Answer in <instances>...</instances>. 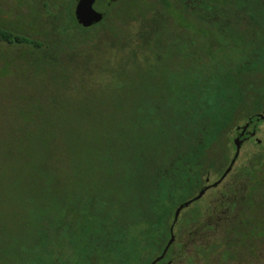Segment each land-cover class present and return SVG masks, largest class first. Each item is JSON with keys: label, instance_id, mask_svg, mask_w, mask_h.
<instances>
[{"label": "trees", "instance_id": "16d2710c", "mask_svg": "<svg viewBox=\"0 0 264 264\" xmlns=\"http://www.w3.org/2000/svg\"><path fill=\"white\" fill-rule=\"evenodd\" d=\"M75 3L45 0L44 15L28 31L0 22V42L45 54L29 66L43 75L41 89L34 83L42 104L29 114L15 111L18 136L56 111L64 75L41 68L60 59L75 65L76 51L100 50L114 71L101 74L98 60L83 57L96 63L99 82L108 75L106 86L118 96L128 86L140 99L129 112L131 130L105 135V167L70 145L44 151L28 214L0 218V264H152L170 239L178 206L204 188L211 170L219 167L221 175L231 162V135L248 121H264V0H97L104 18L89 28L78 25ZM255 161L253 202L264 193L263 150Z\"/></svg>", "mask_w": 264, "mask_h": 264}, {"label": "rangeland", "instance_id": "374dc122", "mask_svg": "<svg viewBox=\"0 0 264 264\" xmlns=\"http://www.w3.org/2000/svg\"><path fill=\"white\" fill-rule=\"evenodd\" d=\"M36 1L39 0H0V22L5 20L15 26L28 27L32 20L39 19L40 13L44 12L43 8H39L41 4L38 8L35 7ZM75 7L76 3L73 12H75ZM97 10L101 13L105 12L102 8H97ZM134 29L135 27L130 32H135ZM104 47L108 49L106 43ZM97 54L100 55L101 51L91 49L86 52V55L92 58V62L95 61L94 59L99 61L97 69L103 71H99L101 74H107L116 69V66L108 63V59H101ZM86 55H80L76 51L75 65L66 66L60 59L58 63H53L50 67L41 68L42 73L46 69L56 68L62 72L65 81L63 86L59 84L57 98L54 99L56 111L52 113L51 119L42 120L41 128L32 129L21 139L16 130L18 128L16 123L20 121L21 125L22 121L15 111H27L29 114L33 112V107H40L39 104H42L34 99V83L41 89L43 75L39 73L40 75L37 76L36 71L33 72L29 66L36 63L38 59L44 58L45 54L31 51L29 46H10L0 42L1 219L21 218L28 214L26 201L37 196L36 190L34 191V184L38 180L36 169L46 163L45 158L43 159L44 151L63 149L64 146L70 145L78 154L85 153L90 157H95V162L101 160L98 166L105 167L107 165L104 159L106 151L102 153L106 149L103 146L105 135L116 133L119 129L121 131L131 130L129 123L132 117L129 112L140 98L136 92L130 91L128 86L123 87L122 90L126 91L123 96H118L115 87L106 86L110 82L108 75L107 79L100 83L97 76L99 72L93 69L96 63L87 64L83 58ZM118 56L119 54L116 58ZM68 59L71 60V58ZM117 59L115 61L118 65L117 70L124 72L121 57ZM6 63H11V68L5 67ZM86 65L92 68L84 70L80 77V70ZM38 94L36 91V95ZM39 99H41L40 96ZM254 128L256 135L243 142L240 155L223 182L209 189L201 200L185 208L184 214L182 213L183 217L196 210L202 211V216L196 224L198 227L177 234L183 248L177 247L173 250L172 255H175V258L171 255L170 259L168 258L169 260L162 264H167L171 260L174 262L170 264H190V260L192 264H217V259H219L217 254L223 250V242H227V246H233V242L237 244L241 241L248 242L249 247L252 243V247L256 248L255 254L250 255L252 256L250 262L264 264V238H260L264 230V193L258 194L253 202L248 189L251 182L249 173L251 169L257 168L255 159L262 150L264 151V121H258ZM234 138L235 135H231V139L234 140ZM262 142L263 147L258 145ZM98 144L102 145L97 146ZM234 154L235 146L232 142L229 152L230 160ZM74 167L80 168L81 166L76 164ZM227 167V165L221 166L223 171ZM218 168L211 170L209 184L219 180ZM68 180L70 181L69 177ZM76 180L74 177L73 181ZM40 182L43 183L42 179ZM95 184L107 189L102 181H96ZM10 224H12L11 221L8 222V225ZM20 231H16L18 237L22 235ZM204 248H208L210 252L206 257L199 256V251ZM224 261H226L225 264H246L241 262V259Z\"/></svg>", "mask_w": 264, "mask_h": 264}, {"label": "flooded vegetation", "instance_id": "af4514ba", "mask_svg": "<svg viewBox=\"0 0 264 264\" xmlns=\"http://www.w3.org/2000/svg\"><path fill=\"white\" fill-rule=\"evenodd\" d=\"M43 2H44V0H39V1H36V3L34 4L35 5V7L36 8H38V6L40 5V4H43ZM77 2H78V0H77ZM77 2H76V5H77ZM96 2H97V0H96ZM34 3V2H33ZM96 4V3H95ZM94 7H95V5H94ZM39 8H44V6H42L41 5V7L39 6ZM98 8V7H97ZM97 8L95 7V9L97 10ZM44 10V9H43ZM98 11V10H97ZM100 12V11H99ZM44 13L45 12H43V14H41L40 13V18H42V16L44 15ZM26 28V31H28V27H25ZM28 37H31V36H28ZM247 123H249L250 124V126H249V128L247 129V131L245 132V134L242 136H240V134H241V131H238V133L235 135V138H237L238 136L240 137V140H242L243 142H245V141H247V140H249V139H251V138H254V136H251V133L255 130V132H256V129L254 128V126H255V124L253 123V122H251V121H248ZM250 130H252V131H250ZM256 135V134H255ZM234 138V139H235ZM230 164V163H229ZM229 166V165H228ZM228 168V167H227ZM226 168V169H227ZM225 169V170H226ZM225 170L222 172V174L219 176V180H220V178L222 177V175L224 174V172H225ZM223 182V181H222ZM221 182V183H222ZM215 183V182H214ZM213 183V184H214ZM213 184H209V178H207V180H206V184H205V186H204V188H206V187H210L209 189H212V188H214V187H211ZM220 185V184H219ZM203 188V189H204ZM208 189V190H209ZM202 190V189H201ZM200 190V191H201ZM207 190V191H208ZM200 191H199V193H200ZM206 191V192H207ZM198 193V194H199ZM197 194V195H198ZM206 194V193H205ZM204 194V195H205ZM197 195H195L193 198H191V199H189V200H187V201H190V200H192V199H194ZM203 195V196H204ZM203 198V197H202ZM201 198V199H202ZM200 199V200H201ZM186 201V202H187ZM199 201V200H198ZM196 202V201H195ZM185 203V202H184ZM194 203V202H193ZM192 203V204H193ZM191 204V205H192ZM191 205H189V206H191ZM188 206V207H189ZM179 207V206H178ZM188 207H186V208H188ZM178 209V208H177ZM176 209V210H177ZM176 210H175V212H176ZM184 210H185V208L180 212V215H179V218H178V220L175 222V220H174V217H175V212H174V216H173V219L171 220V222H170V229H169V231H170V234H171V228H172V226H174V229H173V235H174V241H173V243L168 247V243H169V241H170V239H171V235H170V239L168 240V242H167V244H166V246H165V248H164V250L162 251V253L159 255V256H157L156 258H155V260L156 259H158L159 257H161L162 255H163V253H164V251H165V249L167 248V251H166V253H165V255H164V257L160 260V261H158L156 264H162V263H164V262H167L169 259H170V256L174 253L173 252V250H175L177 247H180V248H183V245L181 244V242L179 241V236L177 235V234H179L180 232H184V231H186L187 229H190V231L191 230H193V229H195V228H197L198 226H196V224H197V222H198V219H200V217L202 216V211L201 210H196V211H194L193 213H191V214H187L185 217H183L182 216V213L184 212ZM184 214V213H183ZM201 227V226H200ZM194 233H195V231H194ZM227 242L225 243V242H223V250L219 253V254H217V256H218V258L219 259H217V264H225L224 262H226V261H224V260H236V259H241V262H245L246 264H252V262H250V260H251V258H252V256H250L251 254L252 255H254L255 254V246L254 247H252V243H251V246L249 247L248 246V242H245V241H241V242H239V243H237V244H235L234 242H233V246H227ZM235 244V245H234ZM239 248V249H238ZM213 249H212V247H211V251H212ZM208 252H210L209 251V249L208 248H204L202 251H199V256H204V257H206V255H207V253ZM213 252V251H212ZM224 253H227V254H224ZM211 254V253H210ZM223 255H225V258H223ZM237 255H239V257H237ZM172 256H174V258H175V255H172ZM169 258V259H168ZM172 258V257H171ZM193 258V260H194V257H192ZM154 260V261H155ZM195 261V260H194ZM174 261L173 260H171V262H168L167 264H170V263H173ZM190 264H192V260H190V262H189Z\"/></svg>", "mask_w": 264, "mask_h": 264}, {"label": "water", "instance_id": "95a60500", "mask_svg": "<svg viewBox=\"0 0 264 264\" xmlns=\"http://www.w3.org/2000/svg\"><path fill=\"white\" fill-rule=\"evenodd\" d=\"M95 3H96V0H78L77 5L75 7L74 15H75V19H76L79 26H81L83 28H89V27H92V26H94V25H96L102 21L104 16L102 15L101 12H99L95 9V7H94ZM259 119L264 120V114L259 115ZM249 126H250V124L247 123L244 126L238 127V131H241L240 136L241 135L243 136L245 134V132L247 131ZM255 134H256V132L254 130L251 133V136H255ZM233 143L235 146L234 157L232 158L228 168L225 170V172L222 175V177L220 178V180L215 182L211 187H217L232 171L233 166L236 163V161L240 155V151H241L243 141L240 140V137L238 136L237 138L234 139ZM209 188L210 187H206V188L202 189L200 191V193L194 199L181 204L175 212V217H174L175 222L178 220L180 212L184 208L191 205L193 202L200 200ZM173 229H174V226H172V228H171V239L168 243V247L174 241ZM166 251H167V248L165 249L163 255L161 257H159L158 259H156L154 262H152V264H156L158 261H160L164 257Z\"/></svg>", "mask_w": 264, "mask_h": 264}]
</instances>
